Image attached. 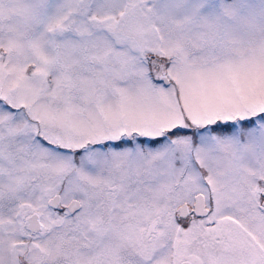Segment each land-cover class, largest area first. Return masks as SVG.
<instances>
[{
  "label": "snow or ice",
  "instance_id": "1",
  "mask_svg": "<svg viewBox=\"0 0 264 264\" xmlns=\"http://www.w3.org/2000/svg\"><path fill=\"white\" fill-rule=\"evenodd\" d=\"M0 264H264V0H0Z\"/></svg>",
  "mask_w": 264,
  "mask_h": 264
}]
</instances>
